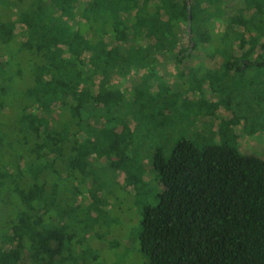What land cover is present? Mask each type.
Returning a JSON list of instances; mask_svg holds the SVG:
<instances>
[{"label": "trees", "instance_id": "trees-1", "mask_svg": "<svg viewBox=\"0 0 264 264\" xmlns=\"http://www.w3.org/2000/svg\"><path fill=\"white\" fill-rule=\"evenodd\" d=\"M253 68L264 0H0V264H114L85 236L112 223L110 177L150 194L143 146L146 264H264V156L175 123L183 94ZM260 87L229 125L264 127Z\"/></svg>", "mask_w": 264, "mask_h": 264}, {"label": "rangeland", "instance_id": "rangeland-1", "mask_svg": "<svg viewBox=\"0 0 264 264\" xmlns=\"http://www.w3.org/2000/svg\"><path fill=\"white\" fill-rule=\"evenodd\" d=\"M256 53L252 52L250 58L253 59ZM259 56L260 54L257 55V57ZM214 70L210 68L209 72L215 73ZM202 74H205L204 69ZM230 76L232 74L228 75L226 79L228 82L231 80L227 89L221 91L219 84L216 85L219 92L210 88L216 95L210 94L209 91H194L193 93H185L178 98V106H182L183 111H186H184V117L182 116L183 112H180L179 119H175L177 124L176 137L188 138L194 141L198 147L218 144L222 139L227 140L226 137H228L229 141L227 140V142L229 145L234 146L239 151L262 158L264 156V127L251 131L252 125L250 123L247 131L243 132L242 121L238 125H229L227 120L231 111L236 110L238 100L246 104L249 109L246 111L247 113H253L246 116V118H258L257 114L259 115L260 110L255 105L254 97L261 92L262 88L260 86L264 83V71L262 68L246 70L243 79L237 81L229 79ZM170 81L172 80L170 79ZM222 85L224 87L225 84L222 83ZM227 98H230L229 103L225 101ZM237 110L239 114L240 109L237 108ZM187 115H189L188 118H186ZM262 116H264V112ZM205 118L208 120L202 122L201 120L204 121ZM173 140H175L174 137ZM150 153V147L147 146L146 150V146H143L139 156H141L143 186L149 190L150 194H154L159 189L157 188L158 181L156 183L154 173L151 171ZM112 177L108 181L110 185L109 194L114 195V197H110L109 209L111 215L109 221L112 220V223L107 228L86 235L85 237H88L86 243L93 248L97 246L98 251L100 245L105 246L107 250L104 249L103 252L114 264H146L145 259L135 248L133 241L136 239V235L139 234L140 216L143 208L147 205L145 200L148 201L150 194L146 197H137L132 185L122 183L121 180ZM113 206L114 208L111 209ZM115 229H118V237L114 235ZM107 230L110 231L109 235L106 234ZM117 241H119L118 244L116 243L119 245V249L115 251V248H113L115 245L112 246V243Z\"/></svg>", "mask_w": 264, "mask_h": 264}]
</instances>
